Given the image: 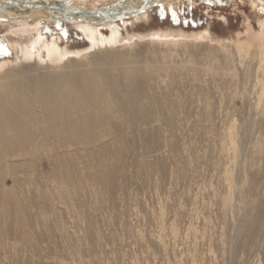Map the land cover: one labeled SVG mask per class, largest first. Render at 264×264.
Returning a JSON list of instances; mask_svg holds the SVG:
<instances>
[{
  "label": "rangeland",
  "instance_id": "rangeland-1",
  "mask_svg": "<svg viewBox=\"0 0 264 264\" xmlns=\"http://www.w3.org/2000/svg\"><path fill=\"white\" fill-rule=\"evenodd\" d=\"M249 8L250 0H183L154 7L147 19L125 26L119 22L118 29L122 40L188 36L207 49L243 35L246 16L258 29V17ZM25 29L39 30L48 43L54 39L74 51L89 47L71 24ZM18 30L0 24V61H14L7 33ZM110 32L101 30L106 37ZM206 49L192 52L193 61L216 65ZM216 57L223 61L220 54ZM216 82L209 84L212 88L197 83L190 90L175 80L170 97L187 105L191 100L194 107L200 98L210 109L167 116L156 111L159 131L141 133L135 142V134L124 131L122 173L106 183L82 177L84 186L63 181L68 190L54 184L51 194L36 201L9 197L26 201L29 208L0 206V264H264V117L249 125L254 118L242 109L241 99L224 94L225 84ZM232 120L234 143L228 139Z\"/></svg>",
  "mask_w": 264,
  "mask_h": 264
},
{
  "label": "bare ground",
  "instance_id": "bare-ground-1",
  "mask_svg": "<svg viewBox=\"0 0 264 264\" xmlns=\"http://www.w3.org/2000/svg\"><path fill=\"white\" fill-rule=\"evenodd\" d=\"M180 1L103 0L98 5L93 0H0V24L19 29L7 33L14 61H0L2 208H27L26 201L9 197L26 195L36 201L51 194L54 184L67 189L63 181L84 186L81 180L87 177L104 184L122 173L124 131L135 134L131 138L135 142L141 133L159 131L156 111H165L167 116L210 109L208 103L202 107L200 98L193 100L194 107L191 100L187 99V105L186 100L170 97L168 88L175 80L191 90L197 83L201 88L205 82L202 85L214 87L218 79L220 85L225 84L224 94L239 97L245 105L242 109L254 118L249 125H255L258 116L264 117V0H250L258 29L246 16L243 35L231 42H217L216 47H198L185 39L188 36L121 39L119 22L125 26L147 19L154 7ZM48 22L73 25L89 47L74 51L54 39L48 43L39 30L25 29L31 25L40 29ZM103 28L110 29L108 37L101 33ZM201 48L216 65L193 61L191 53ZM217 53L223 61L215 59ZM167 118L164 123L169 126L171 119ZM235 131L232 120L231 143L236 142Z\"/></svg>",
  "mask_w": 264,
  "mask_h": 264
}]
</instances>
